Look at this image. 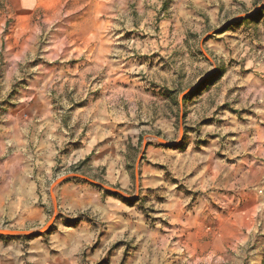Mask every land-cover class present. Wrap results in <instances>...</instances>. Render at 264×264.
Listing matches in <instances>:
<instances>
[{
    "label": "rangeland",
    "instance_id": "1",
    "mask_svg": "<svg viewBox=\"0 0 264 264\" xmlns=\"http://www.w3.org/2000/svg\"><path fill=\"white\" fill-rule=\"evenodd\" d=\"M108 5L63 1L0 50V112L49 109L57 144L0 264H264V0Z\"/></svg>",
    "mask_w": 264,
    "mask_h": 264
},
{
    "label": "crops",
    "instance_id": "2",
    "mask_svg": "<svg viewBox=\"0 0 264 264\" xmlns=\"http://www.w3.org/2000/svg\"><path fill=\"white\" fill-rule=\"evenodd\" d=\"M63 1L67 0H0V50L13 52L10 59H19L22 51L30 49L23 39L32 37L35 29L34 19L39 17L42 10H45V18H56V10L47 9L55 8L56 4ZM91 1L105 5L108 11V4L112 0ZM237 1L248 3L249 0ZM231 4L233 0H223V5ZM7 19L13 20V31L3 36L1 25L2 21ZM20 41L22 42L17 45ZM244 67L261 70L264 69V64L256 62L252 54L247 58ZM30 107L27 114H23L25 119L13 109L0 112V225L6 222L25 226L35 224L42 218L37 204V191L42 189L53 175L57 144L56 140L50 137L49 131L55 129L56 123L47 117L50 114L49 109L37 108L32 104ZM37 115L41 118L36 119ZM69 189L70 187L62 186L57 193L56 198L60 205H72L67 201L68 194H72Z\"/></svg>",
    "mask_w": 264,
    "mask_h": 264
},
{
    "label": "trees",
    "instance_id": "3",
    "mask_svg": "<svg viewBox=\"0 0 264 264\" xmlns=\"http://www.w3.org/2000/svg\"><path fill=\"white\" fill-rule=\"evenodd\" d=\"M262 9H264V8H262ZM259 13H260V11L256 12L254 15H258ZM248 19H251V16L248 17V18H246L245 20H248ZM237 21H239V20H236V22H237ZM111 195H113V196H117V194H113V193H111Z\"/></svg>",
    "mask_w": 264,
    "mask_h": 264
},
{
    "label": "water",
    "instance_id": "4",
    "mask_svg": "<svg viewBox=\"0 0 264 264\" xmlns=\"http://www.w3.org/2000/svg\"><path fill=\"white\" fill-rule=\"evenodd\" d=\"M63 179H60L58 182H61ZM90 182V181H89ZM91 183H93V182H91ZM8 231H4V232H0L1 234H3V233H7Z\"/></svg>",
    "mask_w": 264,
    "mask_h": 264
}]
</instances>
